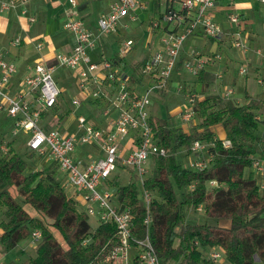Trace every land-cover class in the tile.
Returning a JSON list of instances; mask_svg holds the SVG:
<instances>
[{
    "label": "built area",
    "instance_id": "2783aa9c",
    "mask_svg": "<svg viewBox=\"0 0 264 264\" xmlns=\"http://www.w3.org/2000/svg\"><path fill=\"white\" fill-rule=\"evenodd\" d=\"M29 1L31 0H0V14L19 7L21 15L26 16V6ZM142 1L114 0L110 3L108 11L98 16L95 32L85 27L79 16L78 2L66 1L63 29L73 37L74 47L68 53L57 54L51 64L37 62L29 68L27 76L22 80L25 94L35 95L39 108L31 107L25 102L23 100L25 94L14 97L9 95L11 79L17 69L13 63L5 60V52L0 53V111L6 109L8 116L13 119L15 126L13 136L19 131L28 135V150L40 157L48 156L57 164L69 186L76 191V194L69 198L76 204L84 203L85 214L87 217L95 218L98 225L110 224L115 228L114 238L107 243L108 250L99 264H160L149 240L150 206L153 196L143 184L144 176L148 172L151 174L147 164L154 157H166L168 153L161 147L155 131L149 124L151 115L148 109L151 105V97L158 91L168 89L169 81L177 68L183 44L189 37L199 32L205 39L217 40L223 35L221 27L215 23L211 15L219 0L177 1L180 4V10H168L162 16L163 22L173 23L174 27L170 31H165L160 38V49L143 61L139 72L147 77L150 83L138 92L137 85L131 86V77L125 73L123 63L134 47L132 40L119 42L115 59L93 61L89 53L95 50L100 39L111 35L119 36L121 32H126L128 22L135 21L134 11ZM257 2L264 5V0H257ZM27 20L33 24L36 19L33 16H27ZM227 20L236 28L233 33V47L243 54L247 53L248 46L241 40V33L238 30L239 16L231 13L228 14ZM151 27L159 29L160 23L153 21ZM21 42L20 38H15L10 42V46L17 48ZM42 46V43H37L36 49L40 50ZM256 55L262 57L260 51H257ZM222 60L219 54L203 57L190 51L187 54V60L182 63V68L187 74L197 77L206 69L210 61L215 63ZM60 67L76 73L78 92L74 96L76 99L73 100V105L80 107L83 100L93 97L96 101L107 103L105 113L114 107L112 110L117 113V117L105 130L96 126H86L82 117L77 119V132L73 135H63L58 130L44 131L42 129L40 125L42 111L50 110L56 104L60 94L54 80L56 69ZM238 75L245 77L247 68L240 65ZM215 79L220 81L222 76L215 74ZM106 89L110 91L106 92ZM182 89L183 86L179 82L177 93H181ZM233 94L232 89L223 90L220 97L227 100ZM184 99L179 117L182 128L188 130L189 125L196 124L194 106L202 97L190 94ZM257 120H259L258 117ZM220 141L222 148L232 147L230 140L225 138ZM7 143L0 142L1 156H6L9 152ZM88 144L97 145L103 156L86 163L76 160L74 154L78 146ZM210 147L212 145L199 141L192 144L190 152L186 154H193L196 158L191 163V168H188L189 170L201 172L211 167L213 154L208 153ZM117 168L125 170L130 175V179L131 174H134V177L140 181V203L145 210L142 222L146 232L144 238L139 239L134 236L132 210L118 208L114 204V193L109 192L111 182L117 178L113 176ZM250 168L256 185L262 192L264 190V160L259 156L254 157ZM206 187L210 190L219 187V184L210 181ZM188 189L192 191L194 186ZM193 210L202 213L204 206L200 205ZM30 238L33 242L41 240L40 231H33ZM87 243L88 240L84 241L83 246ZM206 255L215 264L223 259L226 262L225 254L219 248L209 250Z\"/></svg>",
    "mask_w": 264,
    "mask_h": 264
},
{
    "label": "trees",
    "instance_id": "16d2710c",
    "mask_svg": "<svg viewBox=\"0 0 264 264\" xmlns=\"http://www.w3.org/2000/svg\"><path fill=\"white\" fill-rule=\"evenodd\" d=\"M195 79L202 89L211 80L206 69ZM136 81L141 84L140 79ZM257 108L258 104L240 105L218 95H203L194 106L196 124L189 125L188 133L150 116L149 124L168 153L152 159L154 167L143 184L153 196L149 240L160 264H215L206 253L216 248L224 252L227 264H264V190L259 191L252 173L245 175L254 157L264 160L263 137L258 135L264 119L257 120ZM215 126L222 127L230 149L222 148L212 131ZM195 141L212 145L208 149L213 154L212 165L201 172L183 168L174 158V152L182 147L188 154ZM8 148V154L0 156V206L4 209L0 251L13 249L38 230L41 242L28 264H99L108 250L107 243L114 238V226L101 224L91 233L87 215L56 180L57 164L25 176L24 162L11 143ZM113 180L114 204L121 210H132L134 236L144 238L145 210L136 185L128 182L120 187L117 178ZM210 181L219 187L208 190ZM9 186L16 189L19 200L7 192ZM190 186H194L192 191L177 197L176 191ZM200 205L204 206L206 222H186L185 210ZM208 219L213 223L208 224Z\"/></svg>",
    "mask_w": 264,
    "mask_h": 264
},
{
    "label": "rangeland",
    "instance_id": "374dc122",
    "mask_svg": "<svg viewBox=\"0 0 264 264\" xmlns=\"http://www.w3.org/2000/svg\"><path fill=\"white\" fill-rule=\"evenodd\" d=\"M180 1V0H178ZM106 4V3H105ZM176 10L179 11L180 4L179 2H176ZM257 15L262 23L264 25V5L259 4L257 7ZM165 13V5L164 3L160 4H148L145 8H137L134 11V14L136 15L135 21L128 22V30L126 32H121L119 36L117 35H111L110 41L112 43L111 50H108L106 53L107 55L110 54L116 57V54L118 52L119 42L122 40H132L134 43V47L130 53L126 56V58L123 60V63L125 64V73L131 77V86H138L137 91L141 92V90L148 86L150 81L147 79V77L142 76L140 71V68L142 66V63L145 59L150 56V53H152L156 48L159 47L160 44L159 40L164 35V22L161 21V17ZM94 20L97 18V14L94 13ZM263 18V21L261 20ZM127 21V20H126ZM159 22L160 28L159 29H153L151 27V23ZM229 24V23H228ZM230 25V24H229ZM232 26V25H231ZM241 26L239 21V27ZM96 27V25H95ZM234 27V26H232ZM96 29V28H95ZM243 30V29H242ZM241 40L246 43V45L249 48V45L247 43V38L243 35V32H241ZM202 36L200 35V41L198 43L204 44L206 43V48H202V46L198 47L199 51L194 49V52H201L203 54V57H206L209 52V49L211 45L209 43L207 44L206 41H210L209 39H202ZM247 40V41H246ZM231 41V47H229V52L225 50L219 49L217 53H211V54H219L222 57L221 62H215L216 64H212L211 67H213V70H215V74L223 75L222 82H214L213 77L210 80L211 84L206 88L202 89L200 88L197 80L194 76H191L187 74L184 69L182 68V63H184L187 60V54L193 50L190 49L189 51L184 50L186 42L183 44V47L181 50V53L183 54L181 59L178 60V67L176 68L174 74L172 75L169 86L167 90H161L156 92L151 97V105L148 109V112L151 116H156L158 118L167 120L170 127H173L176 130L181 129L184 132H187L188 130L186 128H182V122L179 117L180 109L182 104L184 103V98L187 95L193 94V95H214L211 93V91L215 92L216 87L221 86L220 94L223 92V90H231L234 92V94L228 98L227 100L229 102H233L234 99H240L241 105H246V99L247 95H252L255 98V101L251 102L250 105H256L258 104V108L255 110V113L257 114L260 121H263L264 119V61L261 60V64L259 65L258 70L256 71L255 67L251 64H247L243 61H240L239 59H235L232 66L229 67L228 73H224L220 68L219 65H222L223 61L226 60V56L229 54H232L233 56H236V53H242L240 50L233 47V36H230ZM262 47L264 49V44H262ZM260 47V48H262ZM203 51V52H202ZM262 52V51H261ZM263 57H264V50H263ZM104 56L103 54L100 55L102 58ZM109 56V55H108ZM212 56V55H211ZM238 57V56H236ZM105 58V57H104ZM108 58V57H106ZM240 65H243L245 68H247V75L245 77H240L238 75V69ZM69 71L66 69H60L58 70L55 81L57 83L58 89H59V97L57 99L56 104L50 109L49 112H44L42 115V120L40 122V125L43 126V129L45 131H49L52 128L59 129L60 133L63 135H73L77 132V119L79 117H82L85 120L86 126H97L101 130H105L109 124L115 120L117 117V113L114 112V107L108 111L107 113V103L104 101H96L93 97H90L86 100H83L80 104V107H77L72 104L73 100L76 98L74 96H71L69 91V85H73L74 88V80L73 79H67V73ZM217 72V73H216ZM59 75V76H58ZM133 79V80H132ZM140 79L141 84L138 85V82L136 80ZM135 80V81H134ZM258 80H260L262 83H258ZM179 82L184 83V92L183 93H177L178 84ZM217 87L218 91L219 88ZM109 89H106V92H109ZM114 101L116 99V95L114 94ZM226 100V101H227ZM68 111V115L65 116L66 112ZM54 116L57 118L54 119ZM65 123V126L63 124ZM220 127V126H218ZM215 128V135L217 137H220L219 128ZM15 126L13 119L10 118L7 114L6 109L3 111H0V142L6 141L11 143V146L14 150V152L21 158V160L25 164V170L24 175L28 176L31 175L39 170H42L46 168L47 166L51 165L52 162L47 160L45 156L40 157L39 155L30 152L27 148V142L29 140V136L26 135L23 131H19L18 134L13 136ZM258 135H262L263 138H261L262 143H264V124L259 127ZM78 149H80V152L84 153L86 156H84L83 161H91L94 159L101 158L103 156L101 150L97 145L94 144H88L83 146H78ZM90 151V152H88ZM85 152H88L87 154ZM1 156V154H0ZM76 156H78V151ZM174 158L177 164L182 166L183 168H191V163L196 158L193 154H186L185 148H180L176 152H174ZM148 171H151L154 167L153 161L151 160L148 164ZM130 172V171H129ZM132 173V172H131ZM252 173L251 168L248 170H245V175H249ZM150 173L148 172L144 179H146ZM56 180L58 181L60 187L63 189L65 195L67 197H72L76 194V191L69 186L66 177L64 174L58 169L56 171ZM113 176L117 177V181L120 187H124L128 185V182L134 183L138 189V200H141L140 190H141V184L139 179L134 177V174L130 175L125 172V170L121 168H117L113 174ZM213 189V188H211ZM7 192L14 198L18 197V193L14 187H6ZM189 189L186 190L183 189V191H176V195L178 198L181 197L182 193L188 192ZM110 193H114L115 189L111 188L109 189ZM79 211L85 214V204L82 202L77 203ZM4 209L0 206V219L4 218ZM185 214V221L189 223H204L206 222V216L205 211L202 213H198L193 209H187L184 212ZM86 215V214H85ZM208 224H212L213 221L208 219ZM88 224L90 226V232L92 233L96 227L98 226V223L95 218L88 217ZM40 240L37 242H33L30 237L27 239L22 240L19 244H17L16 247L9 251H2L0 253V264H28L30 258H34L35 251L40 244ZM218 251V250H216ZM205 256V255H203ZM216 264H227L224 262V259L221 261H218Z\"/></svg>",
    "mask_w": 264,
    "mask_h": 264
},
{
    "label": "crops",
    "instance_id": "0c3cea01",
    "mask_svg": "<svg viewBox=\"0 0 264 264\" xmlns=\"http://www.w3.org/2000/svg\"><path fill=\"white\" fill-rule=\"evenodd\" d=\"M66 1L67 0H31L28 2L26 6L27 8L26 16L21 15V10L19 7L8 13L0 14V53L5 52L6 53L4 56L5 60L13 63L17 69L16 74L11 79V84L8 92L10 96L14 97L17 95L25 94L26 91L22 85V80L25 76H27L29 72V68L33 67L37 62L51 64L53 63L54 57L57 54L68 53L74 47L75 42L73 37L63 29V23L65 21L64 9L66 7ZM76 1L79 4V8H78L79 16L83 20L85 27L88 30L95 32V28H96L95 25L98 16L101 13L107 12L110 3L113 2L114 0H76ZM157 1L158 4L164 3L165 13H167L168 10L177 11L175 7H176V2L178 0H157ZM149 3L150 4L155 3V0H143L138 8L143 9ZM259 4L260 3H258L257 0H219L217 6L211 13L215 23H217L221 27L223 31V35L221 36V38L217 39L216 41H209V42L206 41L207 44L209 43V45H211L209 52L211 51V53H217L219 49L229 52L228 48L231 47V41L229 42L230 36L231 35L233 36V33L236 31L235 27H232L231 25L228 24L227 16L228 14L231 13H235L239 16L241 26L239 27L238 30L240 31V33L243 32V35L248 40V41L246 40L249 45L247 53L245 54L236 53L237 54L236 56L238 57L228 53V55L226 56V60L223 61L222 65H219V68L226 74L228 73L229 67L232 66L236 58L249 65L252 64L255 67L256 71L258 70L259 65L262 63L261 60L264 61L263 54L262 57H258L256 55L257 51L260 52L262 51L261 53H263L264 50L262 47V44H264V25H262L257 15L258 13L257 7ZM94 13L97 14L96 20H94V16H93ZM27 16L35 17L36 19L35 22L33 24H30L27 20ZM261 20L263 21V18H261ZM161 21H162V17H161ZM173 27H174L173 23L164 22L163 30L170 31L173 29ZM200 35L201 33L197 32L195 33V35L189 37L185 41L186 44L184 50L189 51L190 49H193L191 51H194V49H196L199 51L198 47L200 46H202V48L205 49L206 48L205 42L204 44L198 43V41H200L199 38ZM15 38H20L22 41L21 45L17 48H13L10 46V42ZM201 38L204 39V37ZM37 43H42L43 45L40 50L36 49ZM111 48H112V43L110 41V37L109 36L104 37L99 40L95 50L90 52L89 55L93 61L112 59L114 56L111 55V51L110 54H108L109 56L106 54L108 50H111ZM158 49L159 47L156 48L152 53L156 52ZM198 51L196 53H198ZM152 53H150V55ZM211 53L208 54L206 57H210L211 55H213ZM102 54L104 56H102L101 58L100 55ZM198 54L203 55L201 52H199ZM182 55L183 54L181 53V57ZM212 64H216V63L210 61L208 63V66L206 67V71L208 72V74H210L211 78L213 77L214 82L216 83L218 81H216L215 79V72H214L215 70H213V67H211ZM60 69H66V68H62V67L57 68L54 74V80L58 70ZM66 70L69 71L66 75L67 79L74 80L75 83L74 88L73 85H69V91L71 96H75L78 92V88H77L78 81L76 80V73L70 69H66ZM222 79H223V75H222ZM222 79L219 81L220 84L222 82ZM258 83H262V82L258 80ZM217 87L215 89V92L211 91V93L220 96L222 85L219 86L220 88L218 87L219 91ZM23 97H24L23 100L27 102L31 107L39 108L35 95L25 94ZM201 97L203 98V95ZM246 97H247L245 102L247 103L246 105H250L251 102L255 101V98L252 95L250 96L247 95ZM233 102L240 105L242 103L240 102V99H234ZM49 111H45V112H49ZM43 113L44 112H42L41 114L40 122L42 120ZM55 118L57 117L54 116V119ZM63 126H65V123L63 124ZM216 127L218 126L212 128L214 134ZM218 128L220 132V137H217L215 135L216 138L218 140L225 139V134L222 127L220 126ZM50 130L59 131L57 127L52 128ZM77 151H78V156H76ZM88 152L85 153L87 154ZM84 156L86 155L80 152V149H77L75 151L74 158L76 160H81V158L84 159ZM45 157L47 160L51 161L48 158V156ZM51 162L53 163V161ZM86 162L87 161H83V163ZM1 221L2 219H0V222Z\"/></svg>",
    "mask_w": 264,
    "mask_h": 264
}]
</instances>
